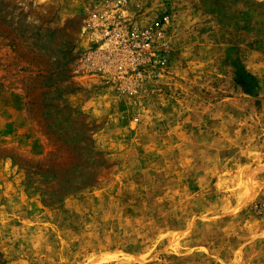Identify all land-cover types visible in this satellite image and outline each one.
I'll list each match as a JSON object with an SVG mask.
<instances>
[{
    "label": "rangeland",
    "instance_id": "1",
    "mask_svg": "<svg viewBox=\"0 0 264 264\" xmlns=\"http://www.w3.org/2000/svg\"><path fill=\"white\" fill-rule=\"evenodd\" d=\"M0 264H264V0H0Z\"/></svg>",
    "mask_w": 264,
    "mask_h": 264
},
{
    "label": "built area",
    "instance_id": "2",
    "mask_svg": "<svg viewBox=\"0 0 264 264\" xmlns=\"http://www.w3.org/2000/svg\"><path fill=\"white\" fill-rule=\"evenodd\" d=\"M102 34H103L104 39L106 40V45H109L111 43H115L119 40L116 29H113V28L110 29V27H106L103 30ZM142 35L145 36L147 39L149 38L147 31L144 32ZM149 45H150L149 43H145L146 47H149Z\"/></svg>",
    "mask_w": 264,
    "mask_h": 264
}]
</instances>
